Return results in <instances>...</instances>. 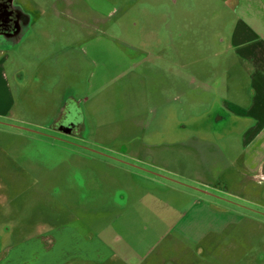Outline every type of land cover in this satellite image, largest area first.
<instances>
[{
    "label": "rangeland",
    "instance_id": "1",
    "mask_svg": "<svg viewBox=\"0 0 264 264\" xmlns=\"http://www.w3.org/2000/svg\"><path fill=\"white\" fill-rule=\"evenodd\" d=\"M224 1L159 2L163 21L193 6L207 22L193 60L207 75L193 79L184 26L172 64L164 38H145L142 0L83 9L84 23L50 13L0 39V99L13 103H0V264H264V136L250 144L253 122L232 109L252 89ZM79 29L131 68L95 87L99 59L80 51Z\"/></svg>",
    "mask_w": 264,
    "mask_h": 264
},
{
    "label": "crops",
    "instance_id": "2",
    "mask_svg": "<svg viewBox=\"0 0 264 264\" xmlns=\"http://www.w3.org/2000/svg\"><path fill=\"white\" fill-rule=\"evenodd\" d=\"M7 1H9L14 11L19 14L20 22L15 32L5 37L0 35V39L8 38L12 40L23 34L28 37L29 34L27 35V33L33 31L34 27L50 13L57 14L59 15L58 17H68L69 14L75 12L74 18L84 23L80 14L83 9L95 13H112L115 10V3L118 0H47V2H45V0L44 2L38 0L39 3L37 0H31L30 3H28L29 0ZM151 2L154 5H152ZM159 2L160 0H150V2L142 0L140 10L143 13V17H145V12L151 11L150 16L146 17V21H143L144 27L148 30L153 29L147 33L145 38L147 41L153 43H162L161 41L164 38L165 41H163V43L170 46L171 54L168 56L169 61L171 62L173 60L177 64L176 60H178V58L176 54H179L176 46L178 41V28L184 26L186 51L185 64L182 67L185 69V75L192 76L193 79V76L196 74L195 70L198 72L197 75H207L205 73L206 71L203 69L199 71L193 67L195 55H198L201 60L205 59V52H200V50L204 49L205 37L203 29L207 26V22H205L204 27L203 21L195 19L197 15L194 13L195 9L193 6L186 7L185 20H179V9L175 7V11H171L169 14V20L163 21L161 20L162 5ZM175 5H177V2H175ZM222 6L221 11H233L236 15V20L233 23V30L230 32V44L233 49L235 60L240 64V68L246 70L251 80L252 97L249 106L245 108L239 100L232 103V109L237 115L253 122V128L250 131L253 133L250 141L251 144L264 136V0H227V2H223ZM123 9L124 11L132 10V8ZM205 11H207V9H205ZM156 12L157 14H155ZM33 17L36 18L32 19ZM203 17L201 18L202 20ZM37 18L38 20H35ZM218 19H220V17ZM162 27L169 29L167 37L162 36ZM81 35L80 29L74 34V38H79L78 46L80 51H83L87 59L92 62L93 59H99V71H97L94 76L92 74L95 87L101 86L104 80L108 79L109 76L125 72L131 68L132 60L129 59L127 54L121 51L119 47L114 46L112 42H99V39H93V35L88 36L89 39L85 42H81ZM216 39L219 41L222 40L219 38ZM195 48L197 50L196 54L194 51ZM54 54L53 57L58 53ZM102 60L108 61V64L105 65L104 62H101ZM11 100L2 98L0 99V103L1 105L5 104L7 107L11 108L13 106ZM230 105V103H226V106L229 108H231ZM105 252H107L105 247L93 248V260L96 258L99 259Z\"/></svg>",
    "mask_w": 264,
    "mask_h": 264
},
{
    "label": "flooded vegetation",
    "instance_id": "3",
    "mask_svg": "<svg viewBox=\"0 0 264 264\" xmlns=\"http://www.w3.org/2000/svg\"><path fill=\"white\" fill-rule=\"evenodd\" d=\"M20 16L7 0H0V35L9 36L19 27Z\"/></svg>",
    "mask_w": 264,
    "mask_h": 264
}]
</instances>
